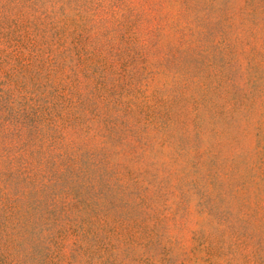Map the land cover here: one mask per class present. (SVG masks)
I'll use <instances>...</instances> for the list:
<instances>
[{"label":"rangeland","instance_id":"obj_1","mask_svg":"<svg viewBox=\"0 0 264 264\" xmlns=\"http://www.w3.org/2000/svg\"><path fill=\"white\" fill-rule=\"evenodd\" d=\"M0 264H264V0H0Z\"/></svg>","mask_w":264,"mask_h":264}]
</instances>
